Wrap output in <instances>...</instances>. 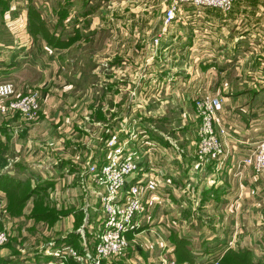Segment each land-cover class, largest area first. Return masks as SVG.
<instances>
[{
    "label": "crops",
    "instance_id": "crops-1",
    "mask_svg": "<svg viewBox=\"0 0 264 264\" xmlns=\"http://www.w3.org/2000/svg\"><path fill=\"white\" fill-rule=\"evenodd\" d=\"M4 1L23 6L31 4V0ZM47 1L52 3V0ZM87 3H90V0H58L62 10H72V14L65 11V15L61 16L58 35L62 39L64 35L67 38L77 34L85 41L84 38L89 40L88 38L96 33V19L89 20V12L82 14V18L70 20L74 18L72 15L80 14V6ZM185 11L189 13L192 9L185 8ZM23 17L25 22H22ZM3 19L9 20L4 22ZM28 20L29 14L25 11L23 14H0V23L4 22L3 27H0V82L13 84L15 98L36 92L40 105L33 121H26L18 114L8 118L0 115L1 203L8 198L3 188L5 180L14 184H33L29 186L31 193L27 192L29 197L25 201L30 202L37 195L51 191L52 187L63 185L64 181L81 179L83 164L88 162L89 158L100 156L104 134L101 138H94V135L97 131L101 133L106 127L103 128V125L94 120L98 115L106 113L107 116H112L114 121L118 119L111 129H118L135 121L140 131L144 134L147 132L143 140L151 142L152 139L154 142L170 144L169 148L171 147L169 141L161 140L158 136L160 134L154 120L153 128L149 130L143 123H139L138 119L141 118L138 114H134L141 106L137 103L149 95L154 97L159 84L165 81L158 79L159 75L162 77L164 74L159 70V63L140 61L139 54L148 52L145 47L138 46L134 50L138 59L134 62L127 58L130 51L128 45H121L119 54L106 50L108 57L96 63L93 61L90 68L89 75L97 79V82L90 81L84 85L81 83L85 76L83 69H71L76 61L65 60V53L78 43L68 47L62 46L60 49L59 40L55 42L56 46L35 44L36 41L29 36ZM65 21L69 22L66 24ZM195 28L199 30L198 34L194 33ZM58 35L57 38L60 39ZM263 35L264 0H236L233 11L228 15L205 10L196 23L191 20L174 23L161 38V55L184 51L187 59H191L193 55L200 58L194 66L191 60H187L182 67L172 68L173 74L183 76L195 67L196 71L192 72L198 77V81L193 85L198 82L195 87L199 95L209 92L207 86L213 79L216 84L221 85L216 89V93L211 95L221 99L216 120L226 130V137L220 139L229 150V156L218 172L214 169V163L202 164L196 156L159 157L160 159L151 162L152 164L138 160L143 168H153V174L160 182V188L155 195L161 199V204L152 212L150 227L145 223L142 231L126 236L129 242L142 240L138 242L141 250L138 264H160L159 261L163 257L174 260L175 264H209L208 258H223L228 252V247H224L228 244L226 240H237L238 231L245 226L240 224V214L245 213L248 216L252 213L257 201L264 195V181L256 178L252 170L240 166V161L264 137ZM62 41L66 42L65 39ZM250 42L257 43L256 47L250 46ZM48 52L54 54L52 60L48 57ZM117 54L119 58H116ZM166 66L164 65L169 68ZM179 69H183L184 73ZM176 76L178 78H174V83L177 86L184 83L182 80L192 84L190 79ZM189 89L192 88L183 91L182 96L188 97ZM97 95L103 99L108 96L110 106H106L105 110L97 106ZM133 100L137 101V105L128 104ZM186 109L180 108L182 113H185ZM191 109L194 112L193 104ZM150 146L155 150L156 144L150 143ZM145 150L146 148L142 150L143 153ZM84 180H87L86 176ZM44 181L52 183L42 186ZM75 186L81 190V205L83 204L76 213L82 212L86 217L85 222L80 224V230L68 231L67 235H73L72 238L62 235L50 245L42 242L37 244V248L29 247L25 250L16 247L20 254L10 246L0 248V264H59V260L53 256L56 247L62 246L64 242L76 240L75 236H78L81 230L88 228L95 234V228L87 221V215L89 217L92 212L96 214L97 198L91 193L90 186L86 185L84 190L77 183ZM38 188L40 189L37 190ZM35 190L37 191L33 193ZM166 205L168 209L160 215ZM171 211H175V215ZM96 217L97 215L94 216L95 219ZM17 220L18 218H14L11 224L15 226ZM161 233L164 236H161ZM173 240L188 241L186 245H190V263H178L175 260L177 248ZM196 240L199 241V247L192 250L191 246ZM52 244L54 245L51 246ZM155 249L158 253H154ZM130 253L128 251L127 254ZM147 253L150 255H145ZM137 256L132 252L116 263L136 264L132 259Z\"/></svg>",
    "mask_w": 264,
    "mask_h": 264
},
{
    "label": "rangeland",
    "instance_id": "rangeland-1",
    "mask_svg": "<svg viewBox=\"0 0 264 264\" xmlns=\"http://www.w3.org/2000/svg\"><path fill=\"white\" fill-rule=\"evenodd\" d=\"M2 1L5 3L7 2V6L0 9L4 15L7 13H10V15H12V13L23 14V11L29 14V21H27V25L30 27L31 31L29 32V36L33 41L37 42H35V44L51 45L59 40L60 49L62 44L63 47H68L73 43H78L75 45L77 47L74 46L69 52L65 53V60L68 62L76 61V64L73 65L71 69H83L82 71L85 76L81 83L84 85L90 81H93L94 83L97 82V79L95 80L93 76L89 75L90 68L93 66V61L96 63L98 61H103L108 57V53H105L106 50L111 52L116 51L119 54L120 48L122 49L121 45H128L130 51L127 53V58L129 61L134 62L138 60L134 50H136L138 46L145 47L148 52L144 51V53L139 54L140 61L159 63L161 65L159 70L162 73L164 72V74H162V77L159 75L160 77L158 76V79L161 81L163 79L165 81L164 83L159 84V93L156 91V97L152 96L151 98L149 95L144 98L142 102L140 101L137 103V101L133 100L128 102V104H132V106L137 104L141 105L134 111V114H138V117L141 118V120L138 119L139 123H143V126L152 130L154 125L152 121L154 120V123H156L155 126L160 134L158 135L160 136V139H166L172 145L169 148L170 144L166 145L159 141L154 142L152 139L151 142L147 140L152 144H156L155 151L144 154L142 150L144 148L147 149V146L144 145V141L139 138L138 144L133 146L134 148L131 147V150L134 152V158L137 161L142 160L141 163L152 164L151 162L156 161L159 157H195V148L198 142V120L191 109V99L193 101V99L200 94L198 89H196L197 87H195L198 82L193 85L198 81V77L192 72L196 71L194 70L195 67L192 68V70L188 68V74L183 76H180L182 74H173L172 72L174 70H172V68L182 67L183 63L187 60H191L194 66L200 61V58L197 55H193L191 59H187V57L185 58L186 53H184V51L170 52L167 54L164 53L161 55L160 52L162 50L159 46L160 42L156 47L152 46L153 37L158 33L160 28V19L162 15L161 0H90V3H87V5L80 6L82 12L77 15H72L74 18H71L70 20L72 21L76 17L82 18V14L89 12V20L96 19L94 29L96 33L93 36H90V38H88L89 40L84 38L85 41H83L82 37L78 36L76 33L75 37L66 38V35H64L63 39H65L66 42L62 41V37L58 35L60 32L58 29L61 27L62 22L60 19L62 14L65 15L66 11L62 10V6H59L58 0H52V3L47 0H31V4L26 6L9 4L8 1ZM67 11L72 14V10ZM8 20L9 19H3L4 22ZM69 21H65L66 24ZM4 22L0 23L1 28L3 27L2 25H4ZM11 22L12 21H10V23ZM22 22H25L24 17L22 18ZM57 35L61 38L58 39ZM78 45H81L82 47H79ZM169 49L172 48L169 47ZM152 50L153 53H151ZM50 53L51 52H48V57L52 60L54 54ZM118 54L116 55V58H119L117 57ZM124 54L125 53H122V55ZM78 63L80 65H77ZM164 65H167L166 67L169 68H165ZM179 71L184 73L183 69H179ZM176 75H178L179 78L190 79L189 82L192 84L188 83L186 80H182L184 83L177 86L174 83L176 82L174 81V78H178ZM150 76L151 75H149V77ZM214 76L215 75H213V78H215ZM219 87H221V85L216 84L215 79H213V81L207 86L209 94L202 93L201 95L207 94L209 96L217 97L211 95V93L215 94L216 89ZM188 88H192L189 89L190 91L187 93L188 97L182 96L183 91H188ZM195 89L196 91H194ZM191 92L193 95L190 96ZM99 95L95 97V104L105 110L106 106H110V102L107 99L108 96H105L103 99L102 96L100 97ZM187 106L188 109H186ZM181 107L186 109L185 113H182L180 110ZM4 117L8 118L9 116ZM91 118L93 119V117ZM94 120L103 125V128L106 127L105 129H109L118 119H115L114 121L112 116H107L105 113V115L96 116ZM105 129L102 130L101 133L97 131L94 138H101ZM143 135H147V132L145 134L143 133ZM139 145H143V147L140 148ZM250 152L248 154H250ZM65 169H67V167ZM64 182L65 183H62L63 185H58L56 188L52 187V190L48 193L44 192L41 195H37L33 201L30 202H23L24 197H22V194L33 184H24L25 187H23V193H21V195L7 198V200L2 203L0 202V232L7 236L6 243L0 246V248H8V246L14 249L17 247L24 250L29 247L37 248V244L39 243L45 242L50 245L54 239L60 238L62 235H67L68 231L76 232L80 230L86 217L82 212L76 213L82 208L83 204L81 205V190L75 185L77 183V185H80L84 190L86 185L89 187V183L79 178ZM51 183V181H44L41 185L47 186ZM96 202L98 205V207L95 208L97 209V211H95L96 214L91 211L92 214L90 213L89 217L87 215V221H89L90 225L95 228V234L87 228L81 230L79 235L75 236L77 238L76 240H70V242L63 241L64 243L62 246L56 247L53 250V252H62L58 254L60 259L59 264H117L116 262L125 256L127 257V255L132 254V252L134 253V256L138 255L136 259H132L138 264L140 262L139 259L141 258V250H139L140 246L138 245V242H141V239L130 240V242L127 240L128 248L117 256L109 257L99 263L94 260L96 241L101 230L99 224L101 214L98 211V199ZM257 202L255 209L252 213H249L248 216L245 213L240 214V224L243 223L245 226L238 231L239 237L237 240H226L228 241V244L224 247H228V252L225 253L228 255H226L225 262L222 261L223 264H264V195L261 196ZM167 209L168 207L166 205L159 214L163 215ZM153 211L154 210L150 213L149 222L151 223ZM172 212L173 215H175V211H171V213ZM38 214L45 215L39 217ZM94 214L97 215L96 219L94 218ZM242 215L244 218H242ZM14 218H18L15 226L14 224H11ZM25 219L27 221H25ZM148 227H150V225ZM162 235L164 236V234L161 233V236ZM67 236L70 238L73 237L71 234H68ZM17 240L20 241L17 242ZM173 241H175V246H177L176 242L180 245L184 243V246H187L188 248L187 250H190V245H186V243H188L187 240ZM198 242L199 241L196 240V243L191 246L192 250L199 247ZM53 245L54 244L51 246ZM133 248H136L137 250L135 251ZM177 249L180 250L182 247H178ZM127 250L131 253L127 254ZM182 250H180L181 254H184ZM156 251L157 249H155L154 253H158ZM184 251H186V249H184ZM15 252L20 254L16 249ZM154 253L153 255H155ZM145 255L148 256L150 254L147 253ZM58 256L54 257L58 259ZM137 259L139 262H137ZM176 259H178V261H183L182 257L179 255L175 256V260ZM210 259L211 258H208L207 260L210 261ZM159 262L161 264V261Z\"/></svg>",
    "mask_w": 264,
    "mask_h": 264
},
{
    "label": "built area",
    "instance_id": "built-area-1",
    "mask_svg": "<svg viewBox=\"0 0 264 264\" xmlns=\"http://www.w3.org/2000/svg\"><path fill=\"white\" fill-rule=\"evenodd\" d=\"M235 3L236 0H161L160 28L153 37L152 46L158 45L174 23L190 20L196 23L205 10L216 11L226 16L233 11ZM185 8H191L192 11L189 12L191 14L186 12ZM198 31L195 28L194 33L198 34ZM261 40L264 42V35ZM249 45L256 47L257 43L250 42ZM14 92L11 82H0V115L18 114L26 121H33L40 108L38 94L29 92L15 98ZM192 104L198 120L195 156L202 164L214 163V169L218 172L229 156V150L220 139L226 137V130L216 120L221 99L203 94L196 96ZM142 135L143 132L139 130L135 121L118 129H105L104 138L101 139L100 156L89 158L82 166L80 177L84 180L86 176L91 193L98 199V211L101 214L99 221L101 230L97 237L94 257L98 263L125 251L128 248L127 234L135 235L142 231L145 223L151 225L150 213L161 204V199L155 195L160 188V182L153 174V169L143 168L131 150L132 145L138 144L139 138H145ZM143 141L147 146L144 154L155 151L150 143ZM139 147L142 148L143 145ZM240 166L250 168L256 178L264 181V137L250 154L240 161ZM6 241L7 236L0 232V246ZM60 253L62 252L56 251L53 256ZM220 259L212 257L209 264H221ZM58 260L60 261L59 256ZM161 264L175 262L162 258Z\"/></svg>",
    "mask_w": 264,
    "mask_h": 264
},
{
    "label": "trees",
    "instance_id": "trees-1",
    "mask_svg": "<svg viewBox=\"0 0 264 264\" xmlns=\"http://www.w3.org/2000/svg\"><path fill=\"white\" fill-rule=\"evenodd\" d=\"M7 6V3H5V2H3L2 0L0 1V9L2 8V7H6ZM0 14H3V12L0 10ZM29 21V20H28ZM28 30H29V32H31L30 31V27L28 26ZM52 45V44H51ZM53 46H56V44H53ZM62 46H63V44H62ZM23 187H25V185L23 184L22 185V183H20V182H16L15 184L14 183H12V182H10V181H8V180H5L4 181V184H3V188L6 190V192H7V196H8V198H12V197H15V196H19V195H21V193H23L22 192V190H23ZM40 188H38L37 190H39ZM37 190H35V191H33V193H35ZM30 192V190H29V187L24 191V193L22 194L23 196L22 197H24V200H23V202H25V200L29 197L28 196V194H27V192ZM31 193V192H30ZM27 194V195H26ZM39 215V217H42L43 215H45V214H38ZM178 242H176V247L178 248V247H182V249H180V250H182L183 251V253L184 254H181V251L179 250V249H177L176 250V256L177 255H179L180 257H182V260L183 261H178V259H176L177 260V262L178 263H182V262H184V261H187V262H189L190 263V261H191V258L189 257V252H188V250L186 249V246H184L185 244L184 243H182L181 245L180 244H177ZM184 249H186V251H184ZM226 255H228V254H226ZM224 256L223 258H221L220 259V263L221 264H223L222 263V261L223 262H225V260H226V257L227 256Z\"/></svg>",
    "mask_w": 264,
    "mask_h": 264
}]
</instances>
